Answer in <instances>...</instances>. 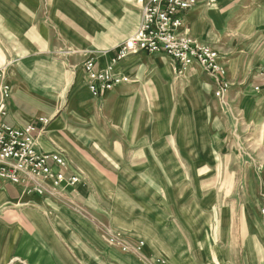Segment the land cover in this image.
Masks as SVG:
<instances>
[{"label":"crops","instance_id":"0c3cea01","mask_svg":"<svg viewBox=\"0 0 264 264\" xmlns=\"http://www.w3.org/2000/svg\"><path fill=\"white\" fill-rule=\"evenodd\" d=\"M238 1L195 0L181 13L178 32L215 49L219 66L234 79L242 78V62L248 68L264 62V37L252 38L264 23V0H243L244 19ZM140 13L138 0H0V68L10 87L6 121L40 127L38 119L48 120L38 149L63 152L67 177L72 171L82 177L65 185V200L25 195L10 183L9 194L0 180V210L25 207L14 217L26 219L52 261L65 256L61 242L69 238L74 251L92 254L91 262L140 264L108 245L105 229L132 244L142 241L144 254L165 264H237L231 255L247 247L262 254L264 161L229 148L245 128L232 125L223 112L227 103L212 100L216 75L197 64L178 75L169 56L138 53L113 67L127 82L102 96L90 91L84 61L107 67ZM99 41L120 42L97 57ZM254 44L260 45L254 55L238 52ZM55 45L68 52L54 53ZM238 106L246 127L264 132V94ZM10 213L0 215V264L18 257L24 231L9 221Z\"/></svg>","mask_w":264,"mask_h":264},{"label":"built area","instance_id":"2783aa9c","mask_svg":"<svg viewBox=\"0 0 264 264\" xmlns=\"http://www.w3.org/2000/svg\"><path fill=\"white\" fill-rule=\"evenodd\" d=\"M209 3L214 4L216 0H209ZM138 4L141 12L139 25L116 48L115 58L110 64L98 69L95 60L90 57L82 65L90 80L89 89L95 96H102L113 87L127 82V78L116 74L113 67L116 62L138 53L169 56L178 64V75L197 64L205 72L223 78L218 52L178 33L182 27L181 13L195 6V0H138ZM258 75L264 79V64L258 69ZM219 81L216 98L223 97L228 89L223 81ZM252 89L255 93L260 90L257 86ZM9 97L6 72L0 68V179L19 187L25 195L65 200V185L74 187L82 181V177L74 171L67 177L69 163L63 152H42L38 149L37 140L45 133L48 121L38 119L40 127L34 124L19 127L7 123L6 102ZM104 237L114 249L137 256L140 264H165L161 258L145 255L142 241L132 244L125 235L107 229Z\"/></svg>","mask_w":264,"mask_h":264},{"label":"rangeland","instance_id":"374dc122","mask_svg":"<svg viewBox=\"0 0 264 264\" xmlns=\"http://www.w3.org/2000/svg\"><path fill=\"white\" fill-rule=\"evenodd\" d=\"M236 6L239 7V9H241L242 12H244L242 14L243 19L248 16L249 12H246L248 10L247 8L248 6L245 5V2L243 0H240V2L238 1ZM261 34L264 37V23L261 24V28L259 31L256 32L255 37H252V38H256L257 36ZM111 35H112L111 37H116L113 35V33ZM99 42H100V49H102V51L97 52V54L95 55L97 57L104 55L106 51L113 48L114 45L117 44V42L119 43L120 41H107L105 42L106 45L102 43L103 41H99ZM259 47L260 45H255V44L248 45L246 47L243 46V48L241 50H238V52L245 54V56L254 55V53H256ZM66 49L67 48L64 46L59 47V45H55L53 52L56 54L68 52V50ZM114 49L113 51H115ZM100 62H101V59L99 60V63ZM263 63L264 62H261L257 64L256 66H251L248 68L247 66L249 63L242 62L243 74H242L241 79H234L233 77L227 78V72L223 70L224 71L223 83H225L228 87L227 92L224 94L223 97L216 98L215 92L218 91L220 87L218 86V88L211 95L212 100L215 99V100H219L223 104L224 103L228 104L224 106L225 109L223 112L226 114L228 119L232 121V125L233 123H235L237 125V129H239V127L241 126L245 128V129H242V133L238 132V135H240L241 138L239 139L235 138L234 145H232V147H229V148H232V149L235 148L237 151L242 152L244 155L251 153V155L258 157L259 163L264 161V132L262 131L261 126L251 127V128L246 127L247 122H245L244 120L245 118L243 115L242 107L240 108L238 106V103L241 106L242 103L244 104L248 103L250 100L254 98H259L264 94V87H261V85L258 83L259 75L257 72V70ZM203 72L205 71L203 70ZM214 78H216V83L217 84L219 83L218 85H220V81L218 82V79H217L218 77L214 76ZM255 86H260L259 89L262 90L260 92L261 94H255L252 91V88ZM236 103H237V106H236ZM245 161H248V159L244 158V162ZM6 188L9 194H14L12 190L8 189V188L14 189L13 187L8 186V183L6 184ZM24 208L25 207H23L22 205L21 206L4 205L2 210H0V215H6V214H9L10 212H13V213H10L9 221L11 220L14 221L16 219L17 222H19L23 226V229H24V231L20 230V232L18 233V241H19L18 253H17L18 257H16V259H14L12 262L8 264H95V263L102 264L100 263L99 260H96V259H94V261L91 262L90 256H92V254L88 252V250L87 251L83 250L82 252L74 251L73 250L75 249L74 242H72V240H69V238L61 242L63 248L66 251L65 256L59 257L57 254H55L54 256L55 258H53L54 260L52 261L50 258L49 247L42 246L40 244L42 240L37 239L38 234L33 231V229L30 227L26 219L24 217H19V218L14 217V215L16 214H21ZM72 208H74V206ZM38 210L40 213L41 212L43 213L44 211H46L45 208L38 209ZM70 211L74 213L73 210H70ZM44 218L47 222V219L45 216ZM26 224H28V227H26ZM40 238H45V237L42 235L40 236ZM38 253H40V255ZM244 253H245V250H244ZM231 257L235 259L234 261L237 262V264H256L258 261L259 263L264 264V252L262 254L258 252L256 253L254 251H251L250 247H247L245 254L236 253L235 255H231ZM216 264H219V263H216Z\"/></svg>","mask_w":264,"mask_h":264}]
</instances>
